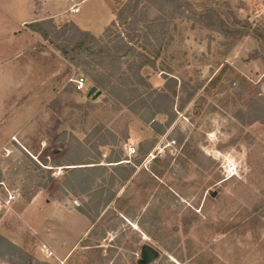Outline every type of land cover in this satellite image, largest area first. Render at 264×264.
I'll list each match as a JSON object with an SVG mask.
<instances>
[{"label":"rangeland","instance_id":"obj_1","mask_svg":"<svg viewBox=\"0 0 264 264\" xmlns=\"http://www.w3.org/2000/svg\"><path fill=\"white\" fill-rule=\"evenodd\" d=\"M186 1L245 35L154 0L135 25L94 36L111 46L138 32L114 75L76 50L98 45L61 19L39 23L18 55L4 51L0 264H138L146 245L158 253L148 264H264V70L249 65L264 67V11L258 0ZM113 5L86 0L74 17L96 33ZM88 162L73 182L67 169Z\"/></svg>","mask_w":264,"mask_h":264},{"label":"trees","instance_id":"obj_2","mask_svg":"<svg viewBox=\"0 0 264 264\" xmlns=\"http://www.w3.org/2000/svg\"><path fill=\"white\" fill-rule=\"evenodd\" d=\"M154 0H126L117 10L116 14H115V19L112 21V23H110V25L105 28V30L103 31V34H105L106 32H109V30L115 25L118 24L120 25L121 23H124L127 19L129 20V25H135V23H137V12L139 9H141V7H143L146 3H150ZM161 1V0H159ZM174 3V5L177 8H181V6L184 4L188 9V12L190 14H192L193 16L197 17L198 19V23L200 25H202L203 27L211 30V31H215L219 34L225 35V36H231L233 33H235V35H237L238 37H242L243 35H245V32H241V31H232L229 28V24L225 22V20H223V18H221V16L219 14H217L213 9H209L207 11L198 13L186 0H170ZM144 4V5H143ZM126 11V13H125ZM232 19H234V17H232ZM234 23L238 24L239 21L234 19ZM39 26V23L36 24H32L30 25L31 29L35 32H38L36 30V27ZM71 26L73 28H75V30L79 33H81V35L86 36L88 38H90V41L94 42L96 45H98V39L96 37H94L93 35L87 33V32H82L80 30H78L73 24H71ZM131 34L126 36V40L124 39H120L119 40L113 42L111 44V46H107V45H98V48L94 49L95 47H82L84 46L86 43V41H81L78 43V45L76 46V50H80V49H84V51H86L91 57L94 58V63L98 66L102 65V62H107L109 64V67L111 69V75H114L116 72H118L120 70V60L124 57H128L133 53H136V49L133 45V41L135 38H138V32L136 31V29L134 27H131ZM234 35V34H233ZM82 47V48H81ZM69 61H72L73 58L69 57L67 58ZM79 64H86L84 62H76V65ZM108 82V78L102 74H100L96 79L95 82L93 83V87L96 88V91L101 90L104 87H106V83ZM115 163H118L119 160L114 161ZM93 163H82V164H78V165H87V166H77L75 168H69L67 170H69L68 172L71 174L72 176V181L77 183L78 177L82 174H84L83 172L93 169L95 168L94 166H88V165H92ZM120 165V164H118ZM116 165V166H118ZM86 177V176H84ZM86 181L89 185V187L83 188L82 189V194H85L87 192L90 191V187H92L94 185V180L90 179V178H86ZM66 182L68 184L69 180H66ZM89 219V218H88ZM91 221V220H90Z\"/></svg>","mask_w":264,"mask_h":264},{"label":"crops","instance_id":"obj_3","mask_svg":"<svg viewBox=\"0 0 264 264\" xmlns=\"http://www.w3.org/2000/svg\"><path fill=\"white\" fill-rule=\"evenodd\" d=\"M84 1L86 0L79 2L75 0H0V57H2V54L7 49L13 51L15 56L18 55L20 41L24 42L27 39H35L38 37V33L33 31L30 25L44 21L61 19L73 24L82 32H87L93 36L101 35L105 28L115 19L117 10L126 0H113V9L110 11L112 20L109 18L106 23L101 25L96 33L90 31L87 25H83V21H77L74 17L80 13L79 6ZM258 1L259 9L262 12L264 11V0ZM242 2L247 5L253 2V0H242ZM75 5L78 6V11L71 12L70 8ZM242 11L240 10L239 14ZM244 40H249L252 43L251 49L257 47L256 41L251 37ZM249 65L254 66L256 69H260L261 67L264 70L263 65L258 60L250 61Z\"/></svg>","mask_w":264,"mask_h":264},{"label":"water","instance_id":"obj_4","mask_svg":"<svg viewBox=\"0 0 264 264\" xmlns=\"http://www.w3.org/2000/svg\"><path fill=\"white\" fill-rule=\"evenodd\" d=\"M95 93V94H94ZM94 94L93 98L96 99L101 95V92L96 91V88L92 87L90 88L88 95ZM75 168V167H71ZM214 196V195H213ZM158 256V253L156 250H154L152 247L146 245L142 248V260L138 262V264H148L152 262L156 257Z\"/></svg>","mask_w":264,"mask_h":264},{"label":"built area","instance_id":"obj_5","mask_svg":"<svg viewBox=\"0 0 264 264\" xmlns=\"http://www.w3.org/2000/svg\"><path fill=\"white\" fill-rule=\"evenodd\" d=\"M70 11L71 12H77L78 6L75 5V6L71 7ZM73 83L75 84V88L77 89V91H82V90L86 89L85 88L86 80L83 77H79V78L73 80ZM135 152H136L135 149L128 148V155L129 156L134 155Z\"/></svg>","mask_w":264,"mask_h":264}]
</instances>
